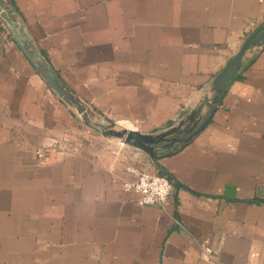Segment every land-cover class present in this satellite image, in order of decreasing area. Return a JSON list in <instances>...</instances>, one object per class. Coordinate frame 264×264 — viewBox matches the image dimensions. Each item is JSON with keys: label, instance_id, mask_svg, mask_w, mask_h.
Here are the masks:
<instances>
[{"label": "crops", "instance_id": "0c3cea01", "mask_svg": "<svg viewBox=\"0 0 264 264\" xmlns=\"http://www.w3.org/2000/svg\"><path fill=\"white\" fill-rule=\"evenodd\" d=\"M9 1L92 112L142 132L178 121L264 27V0ZM254 54L160 169L88 127L0 19V264H264V45ZM53 138L78 149L35 153ZM128 165L162 170L166 201L139 205Z\"/></svg>", "mask_w": 264, "mask_h": 264}, {"label": "water", "instance_id": "95a60500", "mask_svg": "<svg viewBox=\"0 0 264 264\" xmlns=\"http://www.w3.org/2000/svg\"><path fill=\"white\" fill-rule=\"evenodd\" d=\"M11 1L0 0V19L35 71L67 105L74 107L82 121L90 128L112 137L144 153L161 169L158 160L174 153L177 145L187 144L208 123L218 106L220 96L229 82L241 70L244 61L264 45V27L252 31L239 45L229 61L203 87L194 106L174 124L153 132H142L132 127L108 122L103 116H92V111L66 85L53 67L35 47L34 42ZM185 130V135L178 134Z\"/></svg>", "mask_w": 264, "mask_h": 264}, {"label": "built area", "instance_id": "2783aa9c", "mask_svg": "<svg viewBox=\"0 0 264 264\" xmlns=\"http://www.w3.org/2000/svg\"><path fill=\"white\" fill-rule=\"evenodd\" d=\"M50 151L71 153L76 152V146L66 139L53 138L47 147L35 149L37 155H47ZM125 168L132 175V179L124 181L122 188L125 191H134L139 205L161 204L173 191V183L166 175L132 165ZM205 249L209 251L208 248Z\"/></svg>", "mask_w": 264, "mask_h": 264}, {"label": "trees", "instance_id": "16d2710c", "mask_svg": "<svg viewBox=\"0 0 264 264\" xmlns=\"http://www.w3.org/2000/svg\"><path fill=\"white\" fill-rule=\"evenodd\" d=\"M254 57H255V54L252 55L251 57H248V58L245 59L244 64H243L241 70L236 74V77H240V76H241V73H242V72H243V71H244V70H245V69H246V68L252 63ZM182 147H183V146H181V145H177L176 148L174 149V152L178 151V150L181 149ZM158 174L166 175L165 173H163L162 170H160V171L158 172Z\"/></svg>", "mask_w": 264, "mask_h": 264}, {"label": "rangeland", "instance_id": "374dc122", "mask_svg": "<svg viewBox=\"0 0 264 264\" xmlns=\"http://www.w3.org/2000/svg\"><path fill=\"white\" fill-rule=\"evenodd\" d=\"M71 107V106H70ZM75 111H76V109L74 108V107H72ZM76 113H77V111H76ZM78 114V113H77ZM79 115V114H78ZM97 114L96 113H94V112H92V116H96ZM80 116V115H79ZM106 121H108L107 119H105ZM108 122H110V121H108ZM68 141H70V140H68ZM72 144H74L75 146H76V151H77V149H78V145H77V143L75 142V141H70Z\"/></svg>", "mask_w": 264, "mask_h": 264}, {"label": "flooded vegetation", "instance_id": "af4514ba", "mask_svg": "<svg viewBox=\"0 0 264 264\" xmlns=\"http://www.w3.org/2000/svg\"><path fill=\"white\" fill-rule=\"evenodd\" d=\"M183 135H185V130H183V131H181L179 134H178V136H183Z\"/></svg>", "mask_w": 264, "mask_h": 264}, {"label": "bare ground", "instance_id": "6f19581e", "mask_svg": "<svg viewBox=\"0 0 264 264\" xmlns=\"http://www.w3.org/2000/svg\"><path fill=\"white\" fill-rule=\"evenodd\" d=\"M123 126H125V127H130L129 125H127V124H125V125H123Z\"/></svg>", "mask_w": 264, "mask_h": 264}]
</instances>
